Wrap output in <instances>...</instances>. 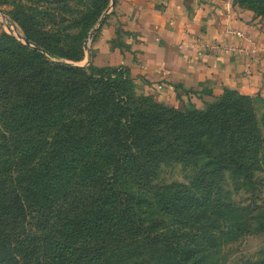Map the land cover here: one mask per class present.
I'll use <instances>...</instances> for the list:
<instances>
[{"label":"trees","instance_id":"obj_1","mask_svg":"<svg viewBox=\"0 0 264 264\" xmlns=\"http://www.w3.org/2000/svg\"><path fill=\"white\" fill-rule=\"evenodd\" d=\"M109 1L95 0L90 20ZM15 18L23 38L0 37V264H203L231 206L216 197L224 171L251 182L264 171L251 96L227 90L204 109L140 98L127 68L52 60L82 51L58 53ZM202 160L190 186L157 194L171 234L118 188L130 179L154 190L163 163Z\"/></svg>","mask_w":264,"mask_h":264},{"label":"crops","instance_id":"obj_2","mask_svg":"<svg viewBox=\"0 0 264 264\" xmlns=\"http://www.w3.org/2000/svg\"><path fill=\"white\" fill-rule=\"evenodd\" d=\"M91 63L127 68L172 105L225 88L264 96V24L235 0H111Z\"/></svg>","mask_w":264,"mask_h":264},{"label":"rangeland","instance_id":"obj_3","mask_svg":"<svg viewBox=\"0 0 264 264\" xmlns=\"http://www.w3.org/2000/svg\"><path fill=\"white\" fill-rule=\"evenodd\" d=\"M240 2L242 7L251 10L254 16L264 24V0H240ZM95 7V0H0V37L3 33H8L19 39L23 38V26L15 18V15L20 13L23 22L37 29L56 52L76 55L78 50L82 51L80 60L70 59L57 53H48L52 60L82 66L81 64H84L90 56L94 36L101 21L110 10L111 0L97 17L98 21L90 20V10L95 11ZM64 17L68 20L64 21ZM67 25L72 27L63 31V27ZM34 35L39 37V34ZM89 66L107 67L94 63ZM122 72L126 73L124 69ZM134 87L135 96L153 98L174 109H204L215 98L226 95L227 90H235L225 88L218 94L197 93L196 96L201 101L194 97L185 99V103L178 102L172 105L153 95L139 92L136 85ZM250 96L255 104L257 118L264 134V96L261 94ZM204 162L205 160H202L197 165H186L177 161L163 163L153 181L154 190H146L130 179L121 181L118 188L135 196L138 201V213L146 224L158 223L157 228L154 229L155 232L171 234L174 230L172 220L169 214L163 212L159 206L157 194L169 196L177 185L173 188L168 186L175 183L190 186L196 174L205 166ZM254 175L251 182L247 178L236 179L230 170L224 171L222 187L216 197L231 206L218 226L213 229L212 234L216 245L208 247L203 264H264V171L257 170Z\"/></svg>","mask_w":264,"mask_h":264}]
</instances>
